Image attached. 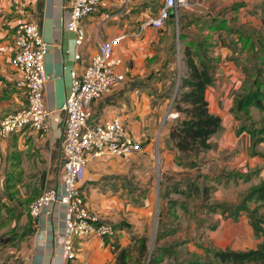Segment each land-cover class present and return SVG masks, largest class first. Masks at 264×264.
I'll return each instance as SVG.
<instances>
[{
	"label": "crops",
	"instance_id": "0c3cea01",
	"mask_svg": "<svg viewBox=\"0 0 264 264\" xmlns=\"http://www.w3.org/2000/svg\"><path fill=\"white\" fill-rule=\"evenodd\" d=\"M105 2L106 7L82 20L85 36L76 46L74 34L66 30L67 0H0V119L26 103L24 90L16 85L20 76L10 62L14 30L23 22L34 23L48 44L42 94L49 111L46 131L26 127L0 141V237L17 233L11 243H0V264H61V211L52 209L32 219L28 205L44 189L61 182L65 125L61 106L70 89V72L81 73L99 52V44L118 36L123 37L113 46L112 57L122 60L118 71L124 79L89 104V122L121 117L140 149L125 156L88 155L80 186L86 205L102 222L119 228L112 238L77 239V256L70 264H115L112 243L124 247L139 236H155L160 206L167 208L168 202L177 198L172 190L165 196L167 186L181 184L184 188L186 179L209 172L223 177L239 174L230 178L249 175V181L262 178L254 180L255 184L264 181V141L252 148L249 133L240 129L230 111L234 95L248 89L247 71H254L253 63L258 62L248 54L255 41L245 35L240 39L241 29L234 27L231 19L243 16L245 26H250L255 14L264 16V0H189L186 7L170 11L163 27L145 26L138 37L133 34L156 15L161 0ZM178 9L186 22L181 28L183 39H205L202 42L217 61L216 80L207 88L206 99L209 110L220 117L221 128L211 137L213 147L200 153L192 167L179 164L169 138L170 125L179 118L171 110L184 71L179 51L191 42L178 39ZM227 35L232 41H224ZM221 37L223 41L218 40ZM77 53L80 57L75 59ZM222 201L212 198L210 202ZM213 217L215 229L224 232L225 225L232 222L233 227L225 234L241 238L253 235L245 215L224 219L216 213ZM29 227L32 230L26 233Z\"/></svg>",
	"mask_w": 264,
	"mask_h": 264
},
{
	"label": "built area",
	"instance_id": "2783aa9c",
	"mask_svg": "<svg viewBox=\"0 0 264 264\" xmlns=\"http://www.w3.org/2000/svg\"><path fill=\"white\" fill-rule=\"evenodd\" d=\"M189 0H162L157 15L145 20L133 36H140L145 26L161 28L169 18L170 11L178 6L186 7ZM69 19L66 30L74 34V43L84 40L82 20L106 7L105 0H67ZM14 54L10 60L20 78L16 85L24 90L26 103L21 109L0 119V141L26 127L46 131L49 111L43 102V85L46 79L44 57L48 44L43 40L32 22L18 24L14 30ZM99 44L89 65L81 73L70 72V89L61 106L65 114V125L61 141L64 155L61 182L57 187L46 188L28 205L32 219L43 212L59 209L63 228L59 239L61 264H70L77 256L75 241L95 236L112 238L114 226L102 222L86 205L80 189L81 176L88 155L96 158L104 154L125 156L140 149V143L128 132L121 117L114 116L101 123H90L89 104L114 85L122 82L124 75L118 71L122 60L112 57L113 46L122 38ZM79 54L74 58L78 59Z\"/></svg>",
	"mask_w": 264,
	"mask_h": 264
},
{
	"label": "trees",
	"instance_id": "16d2710c",
	"mask_svg": "<svg viewBox=\"0 0 264 264\" xmlns=\"http://www.w3.org/2000/svg\"><path fill=\"white\" fill-rule=\"evenodd\" d=\"M177 21L179 41L191 42L186 44L183 48L181 47L179 51L180 60L184 65V71L179 77L178 89L171 104V110L177 112L179 118L170 125L169 138L177 151L179 164L192 167L196 165L194 160L197 159L200 153L210 150L213 147L211 137L221 128L220 117L209 110L208 101L206 99L207 88L216 80L217 61L214 57L210 56L206 44L202 42L206 41L205 39H183L181 28L186 25V22L183 23L179 9ZM171 22L173 21L171 20ZM218 26L220 25H217V27ZM246 38H248V36H246ZM220 39H222V37L218 40ZM251 40L255 41L253 44V53L255 52L253 56L254 59L257 60L256 56L258 55L261 57L260 60H257V63H253L255 75L247 71L245 84H248V89L245 92L234 95L233 105L230 109L231 112H235L242 117L244 121L249 119L250 108L254 107L258 110H264V80H259L261 75L264 74V34L258 35ZM249 69L250 67L248 70ZM246 128L248 127L245 124L242 123L240 125L241 130L249 133L252 148L256 144L264 141V124L257 128ZM224 176L227 179L232 176H239V174L233 173ZM205 177H207V175L197 174L194 179H186L184 188L177 186L178 184H175L172 188L167 186L165 189V196H167L171 190L174 193H180L185 196L193 194L200 197L201 195L203 200L209 202H206V204L204 203L209 213L215 214L218 209H220V216L224 219H236L240 212H246L248 214V225L252 230V234L260 239L257 246L245 250L224 248L208 249V251L211 253L213 259L221 264H264V219L255 217L253 215L254 211L249 210L245 205L254 198L264 199V181L253 185V188L242 198L241 203L233 206L224 203L210 202L214 187L212 185H201ZM248 177L249 175H245L243 178L246 180ZM160 184L163 185L162 179H160ZM168 203L170 208H172V204L175 203V200H170ZM160 213L161 211L159 212L156 234L154 236V246L150 253L148 264H157L161 262L165 255L173 254L177 256L174 253V248L178 244L177 242H171L165 245L159 244L160 240L164 238V235L171 233L170 230L160 229L162 224ZM216 226L217 224L214 222L208 224V228L211 230L215 229ZM114 228L117 231L119 227L114 226ZM31 230L32 228L29 227L26 233H29ZM24 235L25 233H23L22 236ZM16 236V232H9V234L0 237V243H11L15 240ZM149 241L150 236L143 235L132 240L124 247L112 243L115 252V264H142L148 253ZM133 244H135L134 248L128 246ZM131 250L136 251L132 259ZM186 264L196 263L188 261Z\"/></svg>",
	"mask_w": 264,
	"mask_h": 264
},
{
	"label": "rangeland",
	"instance_id": "374dc122",
	"mask_svg": "<svg viewBox=\"0 0 264 264\" xmlns=\"http://www.w3.org/2000/svg\"><path fill=\"white\" fill-rule=\"evenodd\" d=\"M160 3L161 2H159V5H161ZM238 17L239 16L232 18L231 21L235 24L234 27L238 26L241 29V31H238V37L240 39H242L244 35L245 37L250 36L254 39L258 35L264 34V16L261 18L259 16L257 17L255 14L254 17H252L253 20L250 26H245V20L243 16H240V18ZM260 22L262 25H260ZM231 37L232 36L227 35V38L224 41H232ZM251 39L250 41H252ZM174 41L178 40L175 39ZM220 41H223V39H220ZM251 48L253 49V47ZM252 49L250 53L248 52V54L254 56L255 52L253 53ZM260 57L258 55L257 60H260ZM250 71L252 72L250 74L255 75V71L252 69ZM259 80H264V74L261 75ZM231 113L232 116L239 121V125L243 123L248 127L246 129H251L252 127L257 128L264 124V110H258L254 107L250 108L249 119L246 121L237 115V113ZM205 175H207V177H205L203 184L201 185H212L213 187L216 186V191H220V193H216V191L211 193L210 201L212 198L213 200L216 199V201L218 198H223L224 201L221 203L233 206L241 203L242 198L253 188V185H255L254 180L257 181L262 179L260 177H252V180L250 181L243 179V177L226 179L225 176L223 177L222 175H214L211 172ZM179 187H181V184H179ZM175 194V197L177 198L175 203L172 204V208H170L169 205L167 208H165L164 205L160 206V220L162 222L160 229L170 230L171 233L164 235V238L160 240L159 244L165 245L171 242H177L178 244L174 248V253L177 256H174L173 254L165 255L163 260L157 264H186L188 261L194 262L196 264H221L213 259L208 249L229 248L232 250H245L249 249L250 246H254V243H258L260 240L254 235H250L249 238H241L240 236H232L233 233L225 234L226 232L230 231V227H233V225H230L232 222H229L227 225H225V232L220 229H209L208 224L210 222L216 223V220H214L213 217L214 214L209 213L208 209L205 208L206 202H209L203 200L201 195L200 197H197L193 194H190L189 196L181 195L180 193ZM245 205L249 210L254 211L253 215L255 217L264 219V199L254 198ZM217 213L221 215V210L218 209ZM240 215H245L248 217L246 212H240L239 216ZM234 224L237 225L236 222H234ZM150 228L152 229H150L151 233L153 231V227ZM151 234H154V231ZM153 236L154 235L150 237V241L148 242V253L142 264H148V259L154 246ZM134 245L135 244L128 246L134 248ZM135 254L136 251L131 250V259Z\"/></svg>",
	"mask_w": 264,
	"mask_h": 264
}]
</instances>
